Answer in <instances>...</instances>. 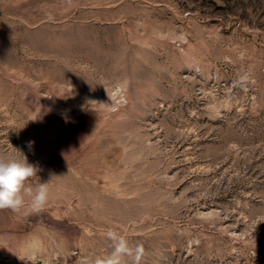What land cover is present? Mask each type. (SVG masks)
<instances>
[{"label": "rangeland", "instance_id": "1", "mask_svg": "<svg viewBox=\"0 0 264 264\" xmlns=\"http://www.w3.org/2000/svg\"><path fill=\"white\" fill-rule=\"evenodd\" d=\"M17 149L50 198L0 264H264V0H0Z\"/></svg>", "mask_w": 264, "mask_h": 264}, {"label": "clouds", "instance_id": "2", "mask_svg": "<svg viewBox=\"0 0 264 264\" xmlns=\"http://www.w3.org/2000/svg\"><path fill=\"white\" fill-rule=\"evenodd\" d=\"M31 143L29 142V147ZM18 151L22 153V159L9 153H0V209L17 213L27 204L33 213H39L44 210L49 201L50 190L47 183H40L34 189L27 186L29 179L36 176L38 170L28 162L22 151ZM108 236L113 241L114 251L106 259V264H120L122 256L133 255V250L124 238L111 231ZM33 250L38 251V246L34 244ZM142 254L143 249L136 247L134 256L136 262ZM82 264H88V262L83 261Z\"/></svg>", "mask_w": 264, "mask_h": 264}]
</instances>
